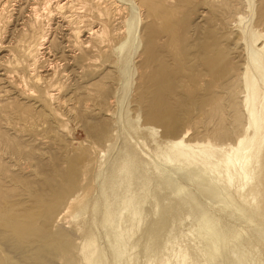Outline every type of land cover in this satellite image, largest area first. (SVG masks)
<instances>
[{"label": "rangeland", "instance_id": "obj_1", "mask_svg": "<svg viewBox=\"0 0 264 264\" xmlns=\"http://www.w3.org/2000/svg\"><path fill=\"white\" fill-rule=\"evenodd\" d=\"M55 1L0 0V264H264V0L166 4L179 43L172 51L163 34L156 49L175 74L171 137L143 102L142 39L163 24L136 0H112L126 19L110 25L124 29L82 70L65 27L84 14L95 24L96 2L26 23L30 7ZM46 33L40 61L55 68L62 104L27 68Z\"/></svg>", "mask_w": 264, "mask_h": 264}, {"label": "bare ground", "instance_id": "obj_2", "mask_svg": "<svg viewBox=\"0 0 264 264\" xmlns=\"http://www.w3.org/2000/svg\"><path fill=\"white\" fill-rule=\"evenodd\" d=\"M109 1H110V6H115V3L114 4L111 3L112 0H109ZM136 1H137V4L134 7L136 9L141 8L144 11H146V17H145L146 20L152 19L151 22H155V20H157V21H160L161 24H163L162 30H161V32H163L162 34H161V32L160 33L157 32L156 29L151 26L148 29L146 36L143 37V39H142V41L144 43V51L142 54L143 56H142V61H141L142 62L141 68L149 70V76L144 82L143 102L147 104L146 107H147V110L150 112L151 120L158 123L159 125H161L164 128V130H165L164 135H166L167 137H171V136H174V134H176V132L179 128V122L177 120V116H175L174 110L168 104L169 100H172L173 97L176 96L177 87H175L173 85L174 83H171V82H173V81H171L173 78L172 76L173 75L175 76V74L171 72L172 73V76H171V73H169V71L167 72V70H168L167 66L161 60L160 52L158 51V53H157L156 43H157V40H159L158 37L160 35L166 34L168 42H169L168 48L172 47L173 48L172 51H175L178 47V43H179L178 41L179 40L174 35H172L173 31H172V27H171V25H172L171 17L173 16L172 15L173 14V8L169 7L170 6L169 3H171L173 0H136ZM73 2H74V0H56L54 2V4H51V2H50V5L48 3H46L44 5V7L42 8L41 13H40V10L36 7V5H33L32 7L29 8V10L26 13L27 14V16L25 17L27 20L26 23H30L31 19L33 20L36 17L41 16V14H43L47 18V21H48V19L50 20L51 17L53 16L54 11L59 10V9H63V8H69L71 6L73 8ZM95 2H96L95 6H97V7H98V5L99 6L102 5V3H101L102 0H95ZM105 2H107V1H105ZM166 4H168L169 6H167ZM49 6H50V8H49ZM117 6H115L113 8H109V6L108 7L105 6V7H103V9H102V7L101 8L95 7L92 11L88 9L90 12H94L93 18L95 19V21H94L95 24L91 23V24H94L92 26H90L91 24L86 26L87 20L84 19L86 17L85 14L80 16L76 20H74L72 23H71V20H70V22L67 21V25L65 27V30H67L69 33L66 34V41H70L71 43L74 44L71 46V48H73V49L76 48V52H78L77 53L78 55L74 54L73 59L80 66V68L82 70L84 68H86L87 63H89V62H94L93 68H95L97 60L100 58V55L103 53V49L106 46H108L109 44H111L112 42H114V39H115L114 36L121 34V30H122L123 26L116 27V26L110 25V23L116 24V25H119V24L121 25V23H123L126 19V16H124L123 12H122L123 9L121 10L120 9L121 7H117ZM83 8H84V5L81 4L79 6V8H77V9L82 11ZM133 14H134V12H133ZM103 16L105 17V21H103V19H104ZM59 18H61L62 21L67 20V17H64V16H60ZM86 27H89L88 31H86V37L84 39H82V38L80 39L81 33L85 31ZM106 27L107 28L109 27L108 30H106ZM65 30H63V31H65ZM47 38H48L47 33L46 34H40V36L38 37V40L36 42H33L32 44H30V46L27 48L26 56L29 59V64H28L27 68L31 72L30 74L31 75L33 74V76H32L33 83L35 85H42L44 87L45 93H46L45 99L48 101L54 100L57 104H62L61 100L63 101V99H60L58 97V95H56V94H58L59 91L63 89V85L60 84L57 79H55V74H56L55 68H49V66H47V65H41V61H40V58L42 57L43 54H45V52L51 53L50 52L51 49L44 47V43L47 42L46 41ZM105 44H106V46H104ZM186 51H189V50H186ZM166 53H168V52H166ZM89 54H91V56H89ZM210 54L211 53L208 50L205 51L206 58L203 61V66H205V69L209 73V76L213 77L215 74V62L213 61L212 57H210ZM175 55H176V58L178 60L180 56L178 55V53L175 54V52H174L173 57ZM184 55L191 57V55H188V53H185ZM172 60H174V59H172ZM47 61H48V59H47ZM51 63L52 62L49 63L50 66L52 65ZM177 63H178V61H177ZM40 67L44 68L45 71L46 70H52V71L50 74H48L46 76H42V77L40 75L34 74L37 72L38 68H40ZM51 67H56V65L55 66L53 65ZM143 77H144V75H143ZM196 80H194V82ZM54 93H55V95H54ZM48 107H49V105H48ZM209 187H210L211 191H214V192L219 191L218 188H216L214 186L209 185ZM211 191L209 192V190H207V192H209V193H211ZM54 203H56V202H54ZM52 205H53V203H52ZM50 208L51 207L49 206V210H50ZM35 218H37V217H35ZM209 220H211L209 217H207L205 215L201 216L202 223L204 221L206 222ZM101 224L105 230L113 229V224H112V221L109 218V216H106V215L103 216ZM207 226H208V228H210L209 224L206 225V228H207ZM211 226H212V224H211ZM213 229H214V227H213ZM213 229H211V230H213ZM216 229H218V228H216ZM28 233H29V230H28ZM217 233H218V231L216 230L213 233L209 234L214 243H215V241L217 242V240H219L218 238H216ZM116 238L118 240H120L119 235H116ZM56 239H57V237H56ZM89 259L90 260L92 259L91 253H90Z\"/></svg>", "mask_w": 264, "mask_h": 264}]
</instances>
